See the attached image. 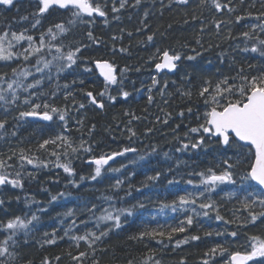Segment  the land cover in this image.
I'll return each mask as SVG.
<instances>
[{
  "label": "trees",
  "instance_id": "obj_1",
  "mask_svg": "<svg viewBox=\"0 0 264 264\" xmlns=\"http://www.w3.org/2000/svg\"><path fill=\"white\" fill-rule=\"evenodd\" d=\"M99 2L103 4L105 0ZM220 3L227 4L228 0H220ZM261 3L262 0H243V3L241 0H231L229 6L234 7L235 11L229 13L226 8L217 11L212 0H205L204 3L201 0H189L187 4L178 3L177 0H141L139 5L135 4V0H127L125 7L114 13L111 11L112 0H108L106 17H85V20L91 22H77L67 36L53 41L56 44L68 45L72 42L73 46H82L81 58L72 68L51 79L43 78L42 86L30 91L49 94L41 99L49 100L62 109L67 107L66 122L57 118L48 124H33L26 119H18L20 111L28 110L22 103L28 93L22 89L18 90L20 100L15 105H6L0 101V119L7 117L5 128L0 130V159L12 165L4 169L11 174L10 179L15 178V173L19 171L24 185L22 189L13 188L11 185L0 187V199L4 200V204L0 205V222L6 223L15 216L27 220L33 213L39 217L38 221L29 225L27 237L24 236V230H21L16 237L19 243L16 246L10 244L9 251L13 256L0 257V262L93 264L95 260L99 264H128L131 260L132 264H143L151 256L149 264H155L157 260L160 264H203L205 251L225 239H228L230 245H234L231 250L241 251L244 250L241 245L247 246L250 237L259 236L264 239L262 222L257 221L255 225L249 224L247 227L238 226L248 218V212L236 198L230 199L228 196L229 192H237L240 199L245 195L238 191L239 176L245 171L242 165L235 170L236 185H220L215 192L206 193L204 198L198 200L197 205L185 206L187 209L197 207V211H202L198 204L205 202L210 196L216 202L220 215L235 223L225 225L222 221L215 220V210H209V216L204 217L195 216L191 211L173 212L170 207H164L186 192L195 194L202 191V186L195 187L200 180L195 173L210 166L214 167L220 161L221 155L233 156V149H224L207 139L205 146L198 149H182V145L195 142L197 138L191 133L186 137L185 133L202 122L206 106L204 98L198 93L205 80H210L215 85L224 76H235L240 67L249 76L264 70V57L259 52L250 51L253 46L261 47L259 40L264 39V32L258 27L254 30L251 28L252 25L262 22L256 19L260 12H264ZM115 6L119 7V0H116ZM36 8V0H16L15 6L10 8L0 6V34L7 30L19 33L27 28L28 34L38 41L41 32H46L56 23L64 22L67 25L70 18V14L64 10H53L45 14L36 29H32L31 23L34 19L31 14ZM24 16H28L27 21L21 19ZM237 16L244 18L237 22ZM217 23L220 25L219 29L216 27ZM89 31L95 41L89 39ZM246 31L250 32V37L242 35ZM149 35H153L151 42L147 40ZM23 46L26 47L27 42H23ZM122 48L127 51H120ZM157 48L160 49V54L168 50L172 54L181 55L174 75L154 73L155 63L160 61L159 56L157 59L149 58L156 53ZM244 48L249 51H243ZM20 50V46L14 49ZM67 50L65 47L64 51ZM197 52L200 55L197 56ZM189 55L196 56V59L187 60ZM44 56H49L47 50ZM35 59L33 57L28 62L0 61V73H7L6 79H12V68L19 65L21 68L32 69ZM94 60H107L116 66L117 77L123 83L107 88V93L116 97L115 101L108 100L107 95H98L105 91V83L96 74ZM184 61L188 62L183 63ZM249 64L254 67L250 69ZM125 68L129 70L121 74V70ZM152 77L158 81L155 86L152 85ZM33 79L29 76L24 80L25 85L32 83ZM81 80L84 84H80ZM159 87H162L161 91H158ZM87 91L93 92L97 100L103 101V109L90 103L84 94ZM121 91L129 92L130 96L125 99L120 94ZM188 91H191V98L181 95ZM53 92L54 98L50 95ZM66 93H72L67 100ZM149 95L153 97L151 102L148 100ZM8 99H11L10 94ZM80 103L85 107L79 109ZM189 108L192 109L191 113L188 112ZM181 112L184 113L183 116L180 115ZM198 116L201 119L198 120ZM165 119L167 123H163ZM78 121L83 123L79 124ZM13 132L16 135H12ZM61 133L69 137L73 147L79 148L83 141L84 147L90 146L91 151L80 149L72 153L69 149L68 156H64V145L59 141L57 145L50 144L45 149L39 148L44 139ZM124 148L135 151L117 156L115 163L132 157L128 167L114 176L108 173L110 168L115 167L111 164L102 170L100 177L91 179L95 166L88 163L89 160L100 155L121 152ZM21 149L30 158L38 157L49 162L48 166L36 168L19 160ZM53 151L60 154L61 163L71 161L75 169L74 176H69L62 168L55 167L56 156L51 155ZM9 156L12 159L9 160ZM26 164L31 168L32 177L27 174ZM157 173L160 174L158 180H146L148 176H155ZM81 177L84 179L81 180ZM117 180L123 181L119 187H115ZM169 180L177 183L169 184ZM188 180H192L193 184H188ZM54 195L58 198L51 201V196ZM17 196L20 197L19 200L15 199ZM137 202L143 203L144 207L138 208L132 217L127 218L123 227L111 233L102 244L98 243L95 254L85 242L80 241L77 247V242L70 239V236L81 235L86 230H95L96 218L104 209L111 211L113 206L129 207ZM93 205L96 206L95 209L89 212L88 209ZM41 209L46 211H40ZM69 209L74 211L73 216L65 215ZM252 211L260 212L262 209L256 206ZM186 215H193V224L186 226L185 232L173 234L171 241L166 237L145 238L143 241L128 239L130 235L144 231L146 226L149 229L161 228L170 231V227L177 226ZM81 221L88 223L81 224ZM69 226L72 227L68 236H65V230ZM104 226L102 223L101 227ZM225 228L228 231H237L238 236L231 238L215 235V231H223ZM53 230H56L57 243H45L51 238ZM209 231L213 232L212 236L205 235ZM46 232L50 235L45 236ZM5 235L0 229V240ZM192 235H197L200 239H189L188 243L176 247L177 240H184ZM25 239L28 240L27 244L23 243ZM160 239H163L162 244L157 242ZM80 252L88 254L79 262L73 260L72 256H78ZM56 257L60 259L57 260ZM216 264H222L220 257H217Z\"/></svg>",
  "mask_w": 264,
  "mask_h": 264
},
{
  "label": "snow or ice",
  "instance_id": "obj_2",
  "mask_svg": "<svg viewBox=\"0 0 264 264\" xmlns=\"http://www.w3.org/2000/svg\"><path fill=\"white\" fill-rule=\"evenodd\" d=\"M189 0H178V3L187 4ZM205 0H201L204 3ZM16 0H0V6L12 7L15 6ZM107 3L105 0L103 4L99 0H36L37 8L36 11L31 15L33 16L34 22L31 23V28L36 29L38 25L41 24L42 18L45 14L50 13L53 10H64L70 14V18L67 20V25L64 22L56 23L50 26L46 32H41L39 34V40L37 41L33 35L28 34L29 29H23L19 33L16 31H4L0 34V61L11 62L13 60H20L22 62H28L33 57H35V64L32 67L35 68V72L30 71L27 67H14L11 69L12 79H6L7 73H0V101L4 104L15 105L20 96L18 95V90L22 89L24 92L28 93L24 97L22 103L27 106L28 110L20 111L18 119L34 118L42 122H54L57 118L59 121L66 122L67 117V107L60 108L50 103L49 100L41 99V97L46 94L44 92L30 91L33 89H39L43 84V73L44 69L50 68L55 62V67L57 73L64 72L67 69L73 67L77 64V61L81 58L82 46H73L72 42L68 45L56 44L53 41L61 37L67 36L72 28L77 24H88L91 21L85 20V17L93 18L94 16L106 17L107 16ZM141 0H135V4L139 5ZM243 3V0H241ZM112 12H119L127 4V0H119V7H116V0H112ZM212 4L217 11L222 8H226L229 13L235 11L234 7H230L231 0H228L227 4L222 5L220 0H212ZM254 6V5H253ZM261 7L264 8V0H262ZM251 16V13H248ZM147 17V13H145ZM244 17L237 16L236 21L239 22ZM22 20L27 21L28 16L21 17ZM119 19V17H116ZM257 20H261L260 24H254L251 28L254 30L257 27L264 32V12H260L256 17ZM108 21L105 19V24ZM219 23L216 27L219 29ZM55 29V31H54ZM89 39L94 40L91 31L87 33ZM131 35V33H129ZM244 37H250V32H243ZM48 38V39H46ZM113 39H116L113 37ZM147 40L151 42L153 40V35H149ZM23 42H27V46H23ZM199 43V41H197ZM259 45L261 47L253 46L250 51L253 53L259 52L261 57H264V39L259 40ZM20 46L22 50L14 51V49ZM65 47L68 50L65 52ZM87 47V46H83ZM47 50V54L51 56V59H45L44 53ZM54 50V51H53ZM120 51H127L126 49H120ZM193 51H195L193 49ZM243 51L248 52V48H244ZM200 55V53H196ZM159 56L160 62L155 63V69L157 72H162L168 70L169 72L177 69V62L181 60V55L179 53L170 54L168 50H164L160 54V49L157 48L156 53L149 59H157ZM187 60H194L196 56L189 55L186 57ZM96 69L99 70V75L103 77L105 83V91L98 93L100 97L107 95L108 100L115 101L116 97L107 93V88L111 85L122 84V79H118L116 73V66L107 60H94ZM43 65L41 67L40 65ZM248 67L251 69L254 65L249 64ZM125 68L121 70V74L128 71ZM139 71V69H136ZM86 71H91V69H86ZM41 73L40 79H35V74ZM29 76H33V82L25 85L24 80ZM48 79H51L49 76ZM231 81V82H230ZM158 83L155 77L152 78V85L155 86ZM6 84V87L4 86ZM80 84H84L81 80ZM65 87H67L65 85ZM167 84H165V88ZM211 89V90H210ZM151 92V88L149 89ZM8 94H10L11 99H8ZM91 104L103 109V101L97 100V97L93 95V92L87 91L84 93ZM125 99L130 96L127 91H121L120 93ZM52 98L55 97V93L50 94ZM181 95H187L191 98V91L181 93ZM198 95L204 98V103L206 110L203 113L202 122L195 127H191L185 136L188 137L189 133L195 134V142L184 143L182 149H198L205 146L206 139L208 141L215 142L219 144L224 149H233V156L221 155L220 161L214 166L207 167L205 170L195 173L200 177L199 184L195 187L203 188L202 191L198 193L186 192L184 195H180L177 199L173 200L171 204H165L164 207H170L173 212L177 211H191L195 216L204 217L209 216V210H215V220L222 221L225 225L235 223L233 220H227L224 216L220 215L219 210L216 206V202L211 199L210 196L206 198L205 202L198 204V208L202 211H197V207H192L191 209L185 208L186 205H197L198 200L204 198L206 193L215 192L220 185H236L237 179L235 178L237 173L236 169L239 166H243L245 171L239 176L240 188L238 191L245 193L243 199H240L237 192H229V198H236L238 202L242 205L243 209L248 212V218L241 221L238 225L239 227H247L249 224L255 225L257 221L264 223V70L260 71L256 75L249 76L245 74V69L240 67L235 76L229 77L224 76L219 79L215 85L212 84L210 80H205L204 85L199 90ZM72 93H66L65 99L67 100ZM153 97L149 95L148 100L151 102ZM39 101V102H37ZM75 102V101H74ZM85 105L80 103L78 105L79 109L84 108ZM5 111H8L5 108ZM192 109L189 108L188 112L191 113ZM170 115V114H169ZM181 116L184 115L183 112L180 113ZM159 119V118H157ZM197 119H201L199 116ZM77 123L82 124V121ZM167 123V119L163 121ZM7 124V117L0 119V130L4 129ZM94 127V126H93ZM91 131V130H90ZM131 131V129H129ZM135 135V133H132ZM12 135H16L15 132ZM61 142L64 145V156H68V150L70 149L72 153L83 149L85 152H90L91 147H84V142L82 141L79 148L73 147L69 137L63 135V133L56 135L55 137H50L44 139L40 143L39 148L45 149L47 145H57V142ZM181 150V149H178ZM135 151V149L124 148L121 152H113L111 155H100L98 158L93 157L91 163L95 165L94 175L91 176L92 180H96L101 176L102 170L106 165H109V161L113 160L116 156H122L127 152ZM15 155V153H13ZM51 155L56 156L55 167L62 168L65 173L69 176L75 175V169L71 165L69 160L66 163L60 162V154L53 151ZM235 157V159H233ZM8 159H12L11 156ZM144 159V157H141ZM19 160L26 161L27 164L33 165V167H47L49 162L40 160L38 157H29L24 154V150H20ZM6 167H12V165L7 164L3 159H0V186L11 185L13 188H23V179L21 173L18 171L15 173V178L10 179V173L4 171ZM23 167V164H21ZM112 171H119V169H111ZM32 177V173H28ZM160 174L157 173L155 176H148L147 181H156L159 179ZM34 178V177H33ZM84 177H81L83 180ZM73 183H75L73 181ZM123 181L117 180L115 187H119ZM169 184L177 183V181L169 180ZM188 184H193L192 180L187 181ZM146 186V185H145ZM129 195L131 193H128ZM63 196V193L59 194ZM57 196H51V201L57 200ZM19 200L20 197H15ZM4 204V200L0 199V205ZM259 206L262 211L255 212L252 209ZM95 205L88 209L89 212L95 209ZM144 204L137 202L129 207H119L113 206L112 210L104 209L103 213L96 218L95 230H86L81 235L70 236V239L77 242V247H79V242L83 241L88 245V248L92 250L93 254L96 251V245L98 243H103L111 233L115 230L121 229L123 224L127 221L128 217H132L138 208H143ZM40 211H46V209H41ZM75 213L73 210L69 209L65 215L73 216ZM235 215V213H234ZM239 220V217H236ZM39 217L33 213L32 216L25 220L20 216H15L7 220L6 223L0 222V229H2L6 235L2 240H0V257L7 255L12 257L13 253L9 251L10 244L16 246L19 241L16 239L17 234L24 230V236L27 237L29 225L33 224L34 221H38ZM81 224H87L88 221H81ZM105 226L102 228L101 224ZM193 224V215H186L185 219L180 221L177 226L170 227V231L161 230V228L149 229L147 226L144 231L139 232L136 235H130L129 240L133 241H143L145 238L155 239L157 237H166L169 241L172 240L173 234L183 233L186 231V226H191ZM75 225V220L73 221V226ZM72 226H69L68 230H65V236H68L69 230ZM45 236H49V233H44ZM206 236H212L213 232L209 231L205 233ZM215 235L218 237H231L236 238L238 236L237 231H228L225 228L223 231H215ZM63 239V237H60ZM192 241H197L200 239L197 235H192L190 238L186 237L184 240H177L176 247H179L182 243L186 244ZM158 243H163V239L157 241ZM24 244L28 243V240L23 241ZM47 244H56V230L51 233V238L45 241ZM234 245H230L228 239H225L222 243H216L213 247L209 248L204 253L205 259L203 264H216L217 257H220L222 264H264V239L259 236H252L247 242V246L241 245L244 248L243 251L231 250ZM106 250V249H104ZM87 252H80L78 256H72L73 260L79 262L82 257H85ZM71 256V253H69ZM57 260L60 257H56ZM152 257H147L143 264H149ZM2 264V262H0ZM47 264V261L44 262ZM93 264H99V261H93ZM128 264H132V261H128ZM155 264H160V261H155ZM183 264V262H182Z\"/></svg>",
  "mask_w": 264,
  "mask_h": 264
},
{
  "label": "rangeland",
  "instance_id": "obj_3",
  "mask_svg": "<svg viewBox=\"0 0 264 264\" xmlns=\"http://www.w3.org/2000/svg\"><path fill=\"white\" fill-rule=\"evenodd\" d=\"M45 59H51V56L49 55V56H47V57H45ZM185 62H188V61H184L183 63H185ZM182 63V64H183ZM41 67H43V65L41 64L40 65ZM30 71H32V72H35V68L33 67L32 69L31 68H28ZM58 73H57V70H56V67H55V62H53V65L50 67V68H47V69H44V73H43V78H48L49 76L50 77H54V76H56ZM41 73H36L35 74V79H40L41 78ZM31 77H33V76H31ZM34 78V77H33ZM153 78V77H152ZM162 90V87H159L158 88V91H161ZM30 173V172H29ZM108 173H113V171L110 169L109 171H108ZM27 174H28V172H27ZM169 212H171V211H169ZM181 212V211H180Z\"/></svg>",
  "mask_w": 264,
  "mask_h": 264
},
{
  "label": "bare ground",
  "instance_id": "obj_4",
  "mask_svg": "<svg viewBox=\"0 0 264 264\" xmlns=\"http://www.w3.org/2000/svg\"><path fill=\"white\" fill-rule=\"evenodd\" d=\"M79 27V26H78ZM80 29V28H79ZM79 31V30H78ZM76 32H77V30H76ZM160 62V61H159ZM155 68V67H154ZM94 69H95V71H96V74H97V76L103 81V79L99 76V74H98V71H97V69H96V67H95V63H94ZM154 70V69H153ZM154 73H156L157 75H162L163 73H158L157 71H155L154 70ZM165 74V73H164ZM165 75H168V74H165ZM104 82V81H103ZM51 86V85H50ZM58 91V90H57ZM123 124V123H122ZM165 128V127H164ZM55 129V128H54ZM28 131V130H27ZM120 131H121V129H120ZM126 132V131H125ZM73 133V132H72ZM172 135V134H171ZM116 136V135H115ZM164 138V137H163ZM170 138V137H169ZM155 142V141H154ZM147 143V142H146ZM154 144V143H153ZM149 147V146H148ZM167 147V146H166ZM198 163V162H197ZM158 166V165H157ZM128 167V166H127ZM51 170V169H50ZM130 172V171H129ZM170 174V173H169ZM47 179V178H46ZM151 186V185H150ZM49 195V194H48ZM56 211V210H55ZM115 242V241H114ZM60 244V243H59Z\"/></svg>",
  "mask_w": 264,
  "mask_h": 264
},
{
  "label": "water",
  "instance_id": "obj_5",
  "mask_svg": "<svg viewBox=\"0 0 264 264\" xmlns=\"http://www.w3.org/2000/svg\"><path fill=\"white\" fill-rule=\"evenodd\" d=\"M154 70L156 71V69L154 68ZM176 70V69H175ZM175 70L174 71H171V72H169L168 70H164V71H162V72H167V73H170V74H172V73H174L175 72ZM97 71H98V74H99V70L97 69ZM162 72H158V73H162ZM100 76V75H99ZM101 77V76H100ZM102 79H103V77H101ZM29 119H31V120H36V119H34V118H30L29 117ZM36 121H39V120H36Z\"/></svg>",
  "mask_w": 264,
  "mask_h": 264
}]
</instances>
